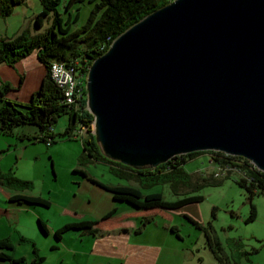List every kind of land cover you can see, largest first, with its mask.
<instances>
[{
	"label": "water",
	"instance_id": "obj_1",
	"mask_svg": "<svg viewBox=\"0 0 264 264\" xmlns=\"http://www.w3.org/2000/svg\"><path fill=\"white\" fill-rule=\"evenodd\" d=\"M84 89L112 161L216 151L264 172V0H170L91 61Z\"/></svg>",
	"mask_w": 264,
	"mask_h": 264
},
{
	"label": "rangeland",
	"instance_id": "obj_2",
	"mask_svg": "<svg viewBox=\"0 0 264 264\" xmlns=\"http://www.w3.org/2000/svg\"><path fill=\"white\" fill-rule=\"evenodd\" d=\"M66 1L61 0L59 11L64 20L67 18L68 11L72 16L78 12L77 21L73 24L71 23V29H73L84 23L88 14H90L92 4L88 3L87 0H83L82 2L73 3L71 6L69 5L68 9H65ZM41 10L42 7L39 0H25L22 4L16 5L11 15L0 17V39H11L24 29L28 30L31 34L43 32L49 26L50 20L43 18L42 27H38L35 24V17ZM34 66L36 69L40 68L38 77V87H40L44 77L42 73L44 72L45 74L46 70L36 59L35 50L13 65L9 66L7 64L11 78L7 77L8 75L4 71H0V90H3L6 84L10 85V89L5 93L6 98L13 101H23V104L30 100L32 93H30L27 99L28 95L24 96L25 89L23 90L21 87L24 86V81L29 79ZM24 75L27 76L26 79H24ZM67 117V114H63L56 119L52 127L54 135L64 131L68 123ZM20 127L37 129L34 125H19L16 126V129ZM37 131L39 130L37 129ZM69 138L56 136L53 138L55 141L53 144L48 145L44 141L31 144L33 145L30 146L32 147L31 149L21 152L23 156H27L24 159L25 161H18L12 169L15 174L19 171L26 174V177L29 178L27 181L30 182L31 193L38 196V198L43 196L49 201V205H46L47 207L40 204L36 205V208L40 209L39 212L41 211L43 215L45 214V219L50 218L52 223L55 224L60 220L64 221L69 218H76V213L65 215V212L62 210L70 199V208L78 212V217L80 212H85L88 208L93 207V203H89L87 199L72 204L73 196L71 189L76 186L77 183L75 181L81 176L74 169H86L88 174L95 176L96 179L104 183L112 186L117 183L135 187L140 189L142 195L159 193L162 199L170 201L183 196L199 195L201 197L200 201L188 205L189 207L186 208V212L198 214L199 226L205 227L207 233L214 240L217 238L219 246L222 248V254L230 262L264 264V193H260L257 188L254 194L250 195L244 185L236 182L239 178L246 181L242 173L235 170L222 171L221 169V171H218L219 164L212 159V156L208 153H200L180 165L181 169L190 176L189 179H191L194 185L193 188L176 185L181 175L178 171L171 174L168 173L167 175L164 172L159 173L156 179V183L158 184L153 182L156 177L153 174L147 176L141 182L135 179L125 180L112 175L105 164L96 163V161L88 158L86 152L82 150V142H85L86 138L83 140L80 136L77 139L72 136ZM86 146L89 148L91 144H86ZM32 156L34 157L33 159H31ZM13 157L14 155L11 156V159ZM8 159L9 156H7ZM33 167L36 172L35 175ZM162 170L165 171L164 168ZM249 183L246 181V185ZM86 185L95 187V185L89 182H86ZM95 188L97 189V187ZM101 192H104L110 202H112L110 192L104 191V189ZM9 204L8 201H0V208H6ZM252 209L255 211L254 216L252 219L247 220ZM169 215L171 221L168 218L163 219L160 215L155 216L158 226L155 227L154 223L149 221L147 230L143 234L148 235V232L153 230L152 232H155V235L161 234L160 236L162 237L168 236L173 239L177 237L174 233L183 237L185 241L197 239L198 241H202L206 239L203 231L189 222L183 213H178V209L174 212H169ZM29 216H32L31 211L24 212L22 216L24 221L12 224L5 222L4 215L0 216V239L5 237L13 245V249L9 251L13 256H15L16 252L19 255L25 256V262L20 264H30L34 248L44 251L46 255L55 259L57 250H51L52 244H58L55 234L50 231L48 234L35 221L37 229L35 231L34 229L31 230V226L27 224ZM41 221L45 224L46 221L49 223L50 220ZM171 225L175 226L174 233L169 228ZM39 251L37 255H39ZM0 264L11 263L2 260ZM37 264H40V262Z\"/></svg>",
	"mask_w": 264,
	"mask_h": 264
},
{
	"label": "trees",
	"instance_id": "obj_3",
	"mask_svg": "<svg viewBox=\"0 0 264 264\" xmlns=\"http://www.w3.org/2000/svg\"><path fill=\"white\" fill-rule=\"evenodd\" d=\"M25 0H0V17L11 15L16 5H20ZM83 0H67L65 9L69 5L82 2ZM170 0H87L92 4L90 14H88L83 24L71 29V23L77 21L78 12L73 16L68 11L67 18L64 20L59 11L61 0H39L42 10L35 17V24L42 27L43 18L50 20L49 26L43 32L31 34L28 30H22L13 38L0 39V64L5 63L9 66L16 63L23 57H27L32 51H36V59L45 67V74L40 87L31 94L30 100L23 104V101H13L5 97V93L9 90V84H6L3 90H0V134H8L13 128L19 125H34L39 130L41 140L46 142V138L50 137L53 144V138L60 136L62 138L71 137L69 132L73 131L76 122L79 118H85L86 121H91L93 116L89 112L79 115L77 111L69 108L62 101V93L59 88L53 83L49 77V66L52 61L63 62L67 65L74 66L80 71L87 73V69L91 61L101 56L112 40L115 39L122 31L136 23L144 15H148L155 9L162 7ZM83 104L86 99L82 100ZM63 114H67V125L64 131L60 134H53L52 127L56 119ZM33 139L37 136H33ZM70 139V138H69ZM87 140L82 142V150L86 152L88 158L96 163H103L108 166L109 170L115 176L125 180L135 179L140 182L147 176L155 175V180L159 173H173L178 171L181 173L176 185L184 186L185 188H193L190 176L186 174L180 165L187 160L194 158L198 154L208 153L212 156L219 165H224L230 170L235 168L245 176L246 181L250 182L246 185V181L239 178L236 182L244 185L253 195L255 190L264 193V172L250 167L249 162L245 158L230 156L216 151H195L188 154H182L170 158L167 162L158 165L156 168L132 169L118 161H112L102 155L100 147L96 144L93 135H88ZM48 144V145H49ZM86 144H91L87 148ZM165 169V171L162 170ZM86 178L95 183V185L110 191L114 200L125 201V203L146 210L151 208H159L165 210H174L187 205L189 203L200 201L199 195H189L178 198L174 201L164 200L159 193H150L142 195L140 189L130 186H110L97 181L92 177H88L85 172L81 171ZM153 181L155 184L156 181ZM0 184L6 187H18L21 190L29 188L30 182L21 180L15 175H4L0 173ZM146 186V185H144ZM150 186V185H148ZM10 201H18L20 203L28 202L41 205H48V202L38 197H24L17 195L10 197ZM253 208V207H252ZM254 209L250 211L247 220L254 216ZM189 222L195 227L201 229L210 243L215 259L220 264H238L236 261L230 262L219 246L217 238L215 240L207 233L205 227L199 226V223L186 217ZM148 221V220H147ZM146 221V222H147ZM143 221L144 225L146 223ZM40 228L46 231L42 222L38 221ZM94 221H75L63 224L55 233V237L59 239L62 233L71 230L79 229L91 233H96L98 230L93 227ZM174 230V228H170ZM13 245L4 238L0 239V261L4 260L9 263H24V257H13L10 250ZM36 249H33L34 255ZM42 257L36 256L31 259L30 264L41 263ZM38 261V262H37Z\"/></svg>",
	"mask_w": 264,
	"mask_h": 264
},
{
	"label": "crops",
	"instance_id": "obj_4",
	"mask_svg": "<svg viewBox=\"0 0 264 264\" xmlns=\"http://www.w3.org/2000/svg\"><path fill=\"white\" fill-rule=\"evenodd\" d=\"M38 68L36 69L34 66L31 70L32 72L29 79H26L27 76L24 75L26 81H24V86L21 88L23 90L25 89L24 96L26 97L27 94V99L30 93H33L38 87V77L40 72V68L39 70ZM0 71H4L8 75L7 77L11 78L7 64L5 65V63H1ZM42 76H44V72L42 73ZM33 135L37 136V138L33 139ZM40 136L41 135L37 129L32 127H20L17 129L15 127L8 134H0V173L4 175H15L21 180H29V178L26 177V174L21 173V171L15 174L12 169L14 164L18 161H25L24 159H26L27 156H23L21 152L31 149L32 147L30 146H33L31 144L43 141ZM3 151L5 152L3 153ZM12 155H14V157L11 159ZM7 156H9L8 160ZM33 158L34 157L32 156L31 159ZM5 160L6 162H4ZM106 167L111 173L107 165ZM74 170H76V173L81 176L75 181V183H77L76 186L71 189V194L73 196L72 204L87 199L89 203H93V207L88 208L85 212H80L78 217V212L70 208V199V201L64 205L62 210L65 212V215L76 213V218H69L64 221L60 220L55 224L52 223L50 218L45 219V214L43 215L41 211L39 212L40 209L36 208V205L38 204L10 201V197H15L17 195L24 197H38L30 192L32 191L30 186L27 189L21 190L15 186L6 187L5 185L0 184V198H2L0 201H8L10 203L6 208H0V216L4 215L6 219L5 222L8 224L14 222L21 223V221H24V218L22 217L23 213L31 211L32 216H29L27 224L30 225L31 230L34 229V231L37 229L35 222H42L41 220H50L49 223H47L48 221H46L45 224L42 222L48 234L50 232L54 233L63 224L75 221H94L93 227L98 230L96 233L79 229H71L65 233L63 232L62 236L57 239L58 244H52L51 246V250H57L55 259L46 255L44 251H39L38 248L35 251L36 255H34V252L32 251L31 259L36 256L42 257L43 260L40 264H220L215 259L210 243L207 241L205 235L206 239L202 241H198V239L185 241L183 237L174 233V230H172V232L177 236L175 239L168 236L162 237L160 236L161 234L155 235V232H152L153 230L149 231L148 235L143 234V232L147 230L146 228L149 221L153 222L155 227L158 226L155 216L160 215L163 219L168 218V220L171 221L169 212H174L177 209L171 211L159 208L139 210L138 208L125 203V201H117L112 198V202H110L108 196L104 194V192H101L103 188L89 181L81 171L85 172L88 177L96 179L95 176L88 174L86 169H78L80 171L77 169ZM33 173L34 175L36 173L34 167ZM116 177L120 178L118 176ZM96 180L104 183L98 179ZM86 182L95 185L97 189L86 185ZM104 184L110 185L108 183ZM114 186L127 185L116 183ZM105 190L106 189H104V191ZM106 191L110 192L108 190ZM40 198L46 200L49 205L47 199L43 196ZM190 204L192 203L178 208V213H183L185 218L189 217L199 223L198 214L186 212V208L189 207L188 205ZM143 221L147 222L144 225H141L143 224ZM174 227V225H171L169 228ZM38 251L39 255H37ZM13 257L25 256L19 255L16 252Z\"/></svg>",
	"mask_w": 264,
	"mask_h": 264
},
{
	"label": "built area",
	"instance_id": "obj_5",
	"mask_svg": "<svg viewBox=\"0 0 264 264\" xmlns=\"http://www.w3.org/2000/svg\"><path fill=\"white\" fill-rule=\"evenodd\" d=\"M49 77L53 83L60 89L62 93V101L69 108L74 109L78 112L79 115L88 112L86 104H83L82 100L85 98V84H83V74L78 68L74 66H69L63 62L52 61L49 66ZM93 133V123L91 121H86L85 118H79L76 122V125L71 132L73 138H80L83 140L92 135ZM51 142L50 137L46 138V143ZM249 162V161H248ZM249 165L253 169L255 166L249 162ZM224 165L218 166V171L230 170L223 168ZM234 170H239L235 168ZM231 171V170H230Z\"/></svg>",
	"mask_w": 264,
	"mask_h": 264
},
{
	"label": "bare ground",
	"instance_id": "obj_6",
	"mask_svg": "<svg viewBox=\"0 0 264 264\" xmlns=\"http://www.w3.org/2000/svg\"><path fill=\"white\" fill-rule=\"evenodd\" d=\"M83 84H85V76H83Z\"/></svg>",
	"mask_w": 264,
	"mask_h": 264
}]
</instances>
